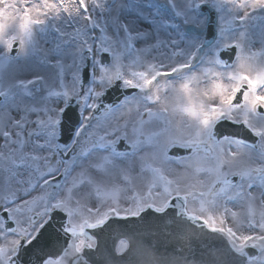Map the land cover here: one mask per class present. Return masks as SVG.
Listing matches in <instances>:
<instances>
[{"label": "snow or ice", "instance_id": "snow-or-ice-1", "mask_svg": "<svg viewBox=\"0 0 264 264\" xmlns=\"http://www.w3.org/2000/svg\"><path fill=\"white\" fill-rule=\"evenodd\" d=\"M204 2L166 0V4L147 6L155 9L156 16L163 17L170 10L185 24L199 26L206 21L194 10ZM209 2L219 19L220 38L215 44L205 41L183 49L173 47L170 56L159 59L152 55L165 44L159 28L154 42L149 40L150 32L133 31L129 22L120 19L126 5L118 0H91V5L86 0H0V47L4 50L0 67L14 59L10 54L17 42V57L33 54L41 50V39L51 31L61 38L54 51L59 53L62 43L69 44L72 56L70 65L56 59L59 83L48 86L41 104L17 105L18 116L0 110V180L4 187L0 206L7 214L0 213V264H22L21 249L36 240L54 210L65 215L61 228L67 244L57 256L44 257L40 264H80L85 249L95 246L90 230L103 227L112 216L140 217L149 208L163 213L173 200L180 202L175 205L178 217L222 236L239 257V264H264V191L259 203L251 191L257 186L264 189V51H245L246 31L238 39L226 35L236 21L247 28L252 21L264 20V0ZM152 23L166 26L167 21L153 19ZM137 41L143 46L137 47ZM170 44L176 46L177 41ZM221 45L237 50L234 61L220 58ZM205 47L214 51L205 56ZM100 54H107L108 61ZM85 60L91 61L92 71L83 89L80 67ZM65 67L71 70L70 87L65 83ZM43 80L39 75L8 83L0 79V97L7 102L17 93L31 95ZM117 82L134 90L122 103L129 113L135 105L137 119L131 136L127 120L117 121L103 133L97 131L101 115L112 111L105 105L104 113L98 115L99 100ZM72 98L80 107L81 120L71 144L62 145L57 142L64 112L59 105H67ZM224 121L243 125L255 142L217 137V126ZM122 139L134 152L144 144L155 146L151 160L141 159L135 176L131 166H118L115 159L128 155L116 150ZM162 139L166 142L161 143ZM173 147L187 154L174 157L169 154ZM77 149L85 158L94 151L109 154L90 161L68 179V165L75 163ZM240 149L247 150V159H240ZM69 154L72 159H64ZM117 168L119 180L110 172ZM57 174L64 176L63 184L56 180ZM13 180L18 187H13ZM37 189L39 193L33 195ZM123 193L131 204L122 208ZM93 197L97 206L91 204ZM240 203L246 204L242 213L230 207ZM127 247L122 241L118 252Z\"/></svg>", "mask_w": 264, "mask_h": 264}, {"label": "water", "instance_id": "water-1", "mask_svg": "<svg viewBox=\"0 0 264 264\" xmlns=\"http://www.w3.org/2000/svg\"><path fill=\"white\" fill-rule=\"evenodd\" d=\"M203 10H207L206 7ZM210 26L207 30L208 40L214 38L215 15L209 12ZM16 49L10 54L14 56ZM104 55V54H103ZM225 61H233L235 51L230 48L219 53ZM106 56V55H105ZM107 62V61H106ZM88 62L81 69V86L88 81ZM125 93L118 83L106 90L99 101L98 115L105 111V105L114 107L119 104ZM76 105L72 101L67 106L64 119L59 126L60 138L58 143L67 145L72 140L78 124ZM217 137L229 136L240 138L248 142H255L256 138L243 127L230 122H221L216 129ZM129 151L128 147L124 148ZM169 154L183 156L187 152L181 147L169 149ZM61 177L57 178L61 182ZM163 213L146 209L140 217L128 219L110 218L107 223L98 229L90 230L96 242L94 250L84 251V260L80 264H239V257L233 253L222 236L211 233L206 228L197 227L176 215V204ZM3 215H6L3 213ZM65 215L53 211L48 223L41 230L36 240L26 248L21 249L20 261L22 264H40V261L49 255L57 256L66 247L68 237L62 231ZM10 223V222H9ZM120 240L128 243V249L122 254H116V245Z\"/></svg>", "mask_w": 264, "mask_h": 264}, {"label": "rangeland", "instance_id": "rangeland-1", "mask_svg": "<svg viewBox=\"0 0 264 264\" xmlns=\"http://www.w3.org/2000/svg\"><path fill=\"white\" fill-rule=\"evenodd\" d=\"M119 3L126 5V7L121 8L120 10V19L122 21L129 22L133 31L141 30L150 32L151 35L149 36V40L154 42L156 30L159 28V37L161 40L165 41V44L160 47L158 50H154L152 55L159 58L164 59L165 56H170L173 50V47L177 49L188 48L194 42L203 41V34H204V24L197 26L196 24L190 22L188 24L184 23L183 18H177L174 16L173 13L169 10V12L163 17L155 15V9L149 8L147 5L149 3L152 4H166V0H118ZM181 4L186 3V0H178ZM194 3H201V0H193ZM86 3L91 5V0H86ZM205 3L210 5L209 0H205ZM196 16L199 19L205 20L203 16H201L197 9L194 10ZM99 12V10H97ZM143 12V15H141ZM116 13H113L115 15ZM107 13L105 16L107 17ZM167 21L166 26H161L159 23L153 24L152 20L155 19L156 21H160L161 19ZM191 21V17L189 18ZM219 25V19H218ZM71 31V29H68ZM219 31V27H218ZM241 31L247 32V37L243 41L245 51L251 52H260L264 51V20H256L249 23L248 27L245 28L244 26L240 25L239 21L234 22L233 27H231L226 35L229 39L239 38V33ZM114 29L111 27V24L108 25V34L112 35ZM96 34L99 35V30H96ZM219 35L218 38L219 39ZM58 39V34L55 31H51L46 36L41 39L40 41V51L36 53L25 55L21 53L19 57H14L13 60L10 62L5 63L2 67H0V79H2L5 83L13 82L18 79H32L34 76L39 75L44 77V80L39 83L37 86L38 90H33L31 95H23L21 93H17L14 97H10L7 102H5V98L3 97V101L0 103V106H3L2 109H8L11 111L13 116H18V112L16 110V106L20 105L21 107L24 104H41L44 101L45 96L47 95V88L52 84L59 83L58 76H59V68L55 66V61L57 58L61 60V62L65 65H70L72 63V56H71V46L69 44H63L61 46V51L59 53L55 52V44ZM171 40H176L177 45L172 46L170 44ZM137 47L143 46V42L137 41ZM215 42L213 43V45ZM222 47V45H221ZM3 48L0 47V54H3ZM209 51H214V49L205 48L204 55L206 56ZM29 59V60H27ZM45 59H47V63H45ZM82 65V64H81ZM71 70L65 67V83L71 85ZM31 87V86H30ZM56 98L53 97L52 101ZM52 101H49L51 103ZM64 105L62 102L59 106ZM120 111L113 110L109 112L106 116L102 117L99 123L101 127L97 129L98 132L103 133L104 129L108 128L110 125H115L117 121L120 124H123L125 120L128 121V128L127 133L129 136L132 135V125L137 119L135 113V105H133V111L131 113L128 112V108L126 106L119 107ZM31 118L35 119V115L31 114ZM144 119H147L145 114ZM178 119V118H177ZM96 123V122H94ZM164 139L161 140V143H165ZM87 146V145H86ZM235 149V146L233 147ZM155 151L154 145L144 144L135 152L133 151L131 155L123 156L122 158L116 157V161L118 166L128 167L131 166L133 170V175L139 171V165L141 159L148 161L152 158V153ZM246 149H240L241 157L240 159H247L246 156ZM108 152H93V154L87 158L82 157L77 154V158L74 164L69 165L70 176L68 179H71V176L76 175L80 170L81 167H87L90 161H97L101 158L102 155H108ZM56 158H53V163L55 162ZM72 159V158H71ZM70 159V160H71ZM83 161V164H81ZM259 163V161H258ZM173 167L179 170V165L173 163ZM63 167L61 166V169ZM119 169H110V172L113 177L119 180ZM99 176V174H97ZM109 178V177H105ZM13 187H18L16 185L15 180L11 181ZM139 184V182H137ZM258 183V182H257ZM63 184V183H62ZM50 190V189H49ZM245 191H248L245 188ZM255 196L257 197V203H259L260 193L264 191V189L254 187L251 190ZM4 192L3 182L0 180V195ZM39 189L33 193V195L38 194ZM98 201L93 197L91 200V204L93 206L98 205ZM131 204V201L128 198L127 193H123L120 205L121 207H127ZM233 207V210L238 212H243L246 209V204L240 203L236 204L235 206L230 205ZM2 208V206H0Z\"/></svg>", "mask_w": 264, "mask_h": 264}, {"label": "bare ground", "instance_id": "bare-ground-1", "mask_svg": "<svg viewBox=\"0 0 264 264\" xmlns=\"http://www.w3.org/2000/svg\"><path fill=\"white\" fill-rule=\"evenodd\" d=\"M27 60H29V59H27Z\"/></svg>", "mask_w": 264, "mask_h": 264}]
</instances>
